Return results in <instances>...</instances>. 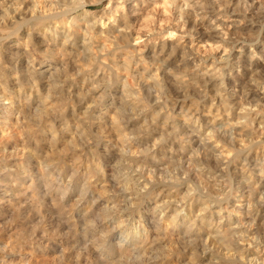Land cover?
<instances>
[{
    "label": "clouds",
    "instance_id": "9594fccd",
    "mask_svg": "<svg viewBox=\"0 0 264 264\" xmlns=\"http://www.w3.org/2000/svg\"><path fill=\"white\" fill-rule=\"evenodd\" d=\"M0 264H264V0H0Z\"/></svg>",
    "mask_w": 264,
    "mask_h": 264
}]
</instances>
